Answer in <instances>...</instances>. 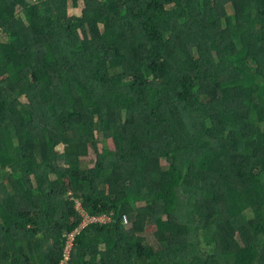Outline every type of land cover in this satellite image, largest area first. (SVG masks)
I'll return each instance as SVG.
<instances>
[{
    "label": "trees",
    "instance_id": "1",
    "mask_svg": "<svg viewBox=\"0 0 264 264\" xmlns=\"http://www.w3.org/2000/svg\"><path fill=\"white\" fill-rule=\"evenodd\" d=\"M3 76V264H264V0H0Z\"/></svg>",
    "mask_w": 264,
    "mask_h": 264
},
{
    "label": "built area",
    "instance_id": "2",
    "mask_svg": "<svg viewBox=\"0 0 264 264\" xmlns=\"http://www.w3.org/2000/svg\"><path fill=\"white\" fill-rule=\"evenodd\" d=\"M79 204L80 206V215L82 216L83 220L80 223L79 227L72 231L67 233L66 239H67V243L64 249V254H63V260L60 264H69V261L71 259V251L74 245V240L75 237L82 231V229H84L85 227H87L88 225L91 224H106L109 223L111 221L110 217H108L107 215L103 214V215H89L83 208L80 202H76V206ZM124 223L129 225V221L127 218H124Z\"/></svg>",
    "mask_w": 264,
    "mask_h": 264
},
{
    "label": "rangeland",
    "instance_id": "3",
    "mask_svg": "<svg viewBox=\"0 0 264 264\" xmlns=\"http://www.w3.org/2000/svg\"><path fill=\"white\" fill-rule=\"evenodd\" d=\"M71 13H74V11H71ZM5 77H6V76L0 77V81L4 80ZM108 143H109V146H110L111 148H113V142L110 140ZM58 149H59L60 151H62V150H63V146H60ZM100 149H101V146H100ZM95 160H96V154H95L94 150L91 149L89 155L84 159V164H85L86 167H91V166L94 165ZM162 163H163V165L165 164L164 161H163ZM65 183H66V185H68V181H67V180H65ZM59 191H60V190H58L57 192H59ZM72 199H73V198H72ZM74 201H75V200H74ZM76 202H77V201H76ZM78 202H79V201H78ZM81 205H82V204H81ZM24 207H25V208L28 207L27 204H25ZM76 208L80 211V206H79V204L76 206ZM82 208H83V207H82ZM83 209H84V208H83ZM143 209H144V208H143ZM143 211H144V212L142 213V215H144V218H145V214H146L148 211H147V209H144ZM89 215H90V214H89ZM124 224H125V223H124ZM129 226H130V225H129ZM149 231H150V233H151V232H154L155 229L152 228V229H150Z\"/></svg>",
    "mask_w": 264,
    "mask_h": 264
},
{
    "label": "crops",
    "instance_id": "4",
    "mask_svg": "<svg viewBox=\"0 0 264 264\" xmlns=\"http://www.w3.org/2000/svg\"><path fill=\"white\" fill-rule=\"evenodd\" d=\"M33 207H35V206H33ZM80 225V224H79ZM79 227V226H78ZM78 227H76L74 230H76ZM73 230V231H74ZM72 232V231H71ZM67 233H69V232H67ZM67 233H65V235L67 234ZM64 235V238H65V245H64V249H65V246H66V243H67V239H66V236ZM64 249H63V254H64ZM62 260H63V255H62ZM62 260H61V262H62ZM60 262V263H61ZM70 262V261H69ZM0 264H3L2 262H1V260H0Z\"/></svg>",
    "mask_w": 264,
    "mask_h": 264
}]
</instances>
